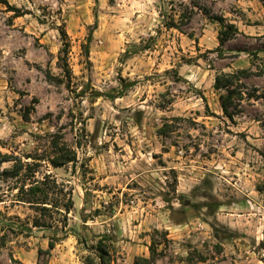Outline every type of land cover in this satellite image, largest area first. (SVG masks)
<instances>
[{"label":"rangeland","instance_id":"obj_1","mask_svg":"<svg viewBox=\"0 0 264 264\" xmlns=\"http://www.w3.org/2000/svg\"><path fill=\"white\" fill-rule=\"evenodd\" d=\"M6 1L0 264H264V0Z\"/></svg>","mask_w":264,"mask_h":264},{"label":"trees","instance_id":"obj_2","mask_svg":"<svg viewBox=\"0 0 264 264\" xmlns=\"http://www.w3.org/2000/svg\"><path fill=\"white\" fill-rule=\"evenodd\" d=\"M1 3H4V4H7V1L6 0H0ZM8 5V4H7ZM12 11H13V15L14 17H19V16H22L25 14V12H22L20 9L18 8H11ZM170 27H173V26H170ZM60 35L62 36V44H63V47H64V50L65 48L68 47V42H67V34L66 32L64 31V29H61L60 30ZM244 72H240V74H242ZM231 81L228 80V76H217L215 78V88L216 89H223L225 88L226 86L228 85H231ZM229 97H225V98H222V103H221V107H222V110H223V113L225 115H228L229 112L227 110V99ZM54 147L57 148V145H55ZM9 157L6 156V155H2L0 154V166L3 164V163H6L8 161H10L8 159ZM75 159V154L72 152V151H67V150H64V148H59L58 149V152L56 153V156L54 158H52L50 160V163L53 167H61L63 165H66L72 161H74ZM22 168V164H19V166H14L11 170H3L2 171V174L3 175H9V176H13V177H16L18 175V172L19 170H21ZM57 184L55 183V181L53 179H50L49 176H45L44 177V180L43 181H40V182H37L35 181L34 183H31L30 186H28V188H26V192L24 193L25 194V201L26 203H28L29 205H33L35 207H39L41 210L43 211H49L50 208L46 207L47 205H50V207H53L54 209H57V211H59V209H62V208H59V206L63 207V212H65L66 214L69 213L70 209L72 208V201L70 200V198H68L65 202H63V204H59V199L58 197L59 196V190L57 189ZM51 189V190H50ZM21 192H23V188L21 187L20 188ZM53 192L54 195L57 196V198L55 200H53V202L49 201L48 200V197H49V193L50 191ZM59 192H57V191ZM60 210V211H62ZM34 226L36 227H39L41 225H39L37 222H34ZM55 243L56 242H53V241H50L49 242V245H48V249L52 250L55 246ZM100 254H101V260H100V264H104L103 262V259H104V256L107 255V250H99ZM149 258L150 259H154L155 257V251L153 250L152 247L149 248ZM19 264H21L19 262Z\"/></svg>","mask_w":264,"mask_h":264}]
</instances>
